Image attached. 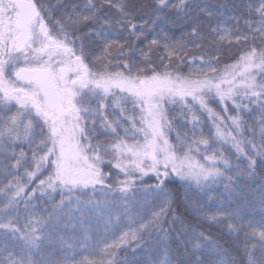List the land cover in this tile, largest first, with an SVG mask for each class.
Wrapping results in <instances>:
<instances>
[{
	"label": "snow or ice",
	"instance_id": "snow-or-ice-1",
	"mask_svg": "<svg viewBox=\"0 0 264 264\" xmlns=\"http://www.w3.org/2000/svg\"><path fill=\"white\" fill-rule=\"evenodd\" d=\"M107 2L120 13L118 25L130 27L137 37L143 34V31L135 32L136 25L129 19L124 0L115 4L112 0ZM157 4L163 10L169 7V0H157ZM89 7H95L91 0ZM171 7L181 11L186 7L185 0H177ZM255 11L259 14V26L255 31L264 35V0ZM94 18L95 13L77 15L75 19L70 18L68 26L74 27ZM51 22V11L37 0H0V151L6 152L19 141L26 142L32 152L31 163L24 168L23 177L14 176L0 188L7 199L0 209V230L3 235L10 234L22 242L20 252H8L0 264H37L33 257L47 238L45 233L54 218L53 213L64 206L65 192L69 203L75 192L87 195L90 190L93 195L104 196L103 200L84 202L103 212L111 206L112 201L107 199L110 193L126 196L136 189L137 181L142 184L145 177L155 179V184L146 190L164 193L166 204L171 195L167 191L170 183L177 180L195 182L197 186L215 183L224 175L218 164L222 163L227 169L229 160L222 153L218 154L213 145L231 142L238 154L247 156L241 146L245 141L240 139L244 122L239 112L248 108L243 101L259 104L264 112V47H252L237 63L226 66L221 72L210 60L200 57L207 70L200 68L193 70L191 75L182 76L163 64V56L160 58L162 71L151 63L133 68L127 62L122 65L125 71H111L112 62L107 55L117 42H107L106 55L96 57L90 66L81 38L71 36L60 20ZM105 23L110 24V21L105 20ZM192 34H197V28L192 29ZM96 35L99 38L100 33ZM226 37L225 32L220 39ZM78 40L81 42L77 47ZM158 43L153 39L149 47ZM185 47L182 42L163 44L169 62ZM117 50L124 54L123 45H118ZM144 55L147 58V54ZM208 97L224 106V115L209 107ZM238 99L241 103H237ZM229 101L236 115L228 114ZM166 105H178L181 116H190L191 138L188 133L177 132L176 143L170 140L174 127ZM197 110L207 113L211 121L208 136L202 129L197 136V128L202 123ZM98 131L107 137L105 141L94 139ZM261 136L264 143V128ZM247 143L256 149L254 142ZM201 146L203 163L196 159V155L201 154ZM256 154L264 155V151L257 150ZM13 158L12 167L16 170L28 163L23 149L18 155L14 153ZM254 165L255 160L249 157L248 169L254 171ZM105 166L108 171L104 170ZM45 172L47 175L40 178ZM34 180H38L37 186L26 193L27 186ZM110 180L113 182L108 183ZM57 191L61 200L53 206V213L47 218L38 216L31 205L36 193L44 197ZM21 200L31 217L23 228L18 226L19 213L17 217L11 216ZM76 203L78 207L84 206L79 196ZM166 211L167 207H161L151 221L135 227L130 224L129 230L117 241L100 249L99 259L84 258L80 264H112L109 257L114 255L115 248L131 241L139 242L141 233L159 227ZM111 222L109 218L107 223ZM252 234L264 242V229L259 232L253 229ZM167 238V232L158 237L161 243ZM192 239L197 241L193 248L200 249V241L208 238L200 233ZM163 264H171L167 253ZM193 264L204 262L197 258ZM249 264H264V260L250 258Z\"/></svg>",
	"mask_w": 264,
	"mask_h": 264
},
{
	"label": "trees",
	"instance_id": "trees-1",
	"mask_svg": "<svg viewBox=\"0 0 264 264\" xmlns=\"http://www.w3.org/2000/svg\"><path fill=\"white\" fill-rule=\"evenodd\" d=\"M117 2L118 0H112V4ZM124 2L130 13L129 19L136 25L135 32L143 31L139 37L133 34L130 27L116 23L120 19V13L107 0H91V4L95 6L92 8L89 7V0H37L38 4L43 3L51 11V23L60 20L71 36L81 38L90 66L96 57L106 55L104 48L107 42H117L107 55V59L112 62L111 71H125L122 67L125 62L133 68L146 67L151 63L158 71H162L160 58L163 56V64L182 76L191 75L193 70L200 68L207 70V65L202 63L200 57L204 61L210 60L212 66L221 72L226 66L237 63L240 56L252 47H264V35L255 31L259 26V14L255 9L261 0H185L186 7L181 11L171 7L177 0H169V7L163 10H160L157 0ZM91 13H95L93 20L83 21L74 27L68 26L70 18ZM105 20L110 21V24L105 23ZM194 27L197 28L196 35L192 34ZM97 32L100 33L99 38ZM225 32L227 37L220 39ZM245 36L247 40L243 38ZM153 39H157L159 43L149 47ZM81 40L77 41V47ZM180 42L186 47L169 62L163 44ZM118 45H123V55L117 50ZM144 54H147V58ZM207 99L210 108L224 115L223 105L212 97ZM237 103L241 101L238 99ZM243 103L248 104V108L239 112L244 122L240 139L245 141L241 146L247 156L238 154L231 142L213 145L218 154L222 153L229 160L227 169L222 163L218 164L224 175L215 183L206 182L200 186L195 182L179 180L168 184L167 191L171 195L167 204L164 193L146 190L148 186L155 184V179L149 177H145L142 184L137 181L136 189L126 196L119 192L110 193L107 199L112 201L111 206L103 212L96 211L91 205H84L89 199L93 202L105 199L100 194L93 195L90 190L87 195L73 193L71 203L65 192L64 206L56 209L55 213L53 206L60 202V192L44 197H40L37 192L31 201L36 214L47 218L49 213H53L54 217L46 229L47 238L33 257L37 264H80L84 258L99 259L98 254L105 244L117 241L129 230L130 224L135 227L151 221L161 207H167V211L161 217L159 227L141 233L142 239L139 242L131 241L115 248L114 255L109 257L112 264H163L165 253L171 264H193L197 258L204 264H249L250 258L264 260V242L260 241L258 235L252 234L253 229L257 232L264 229V155L256 154L257 150L264 151L261 136L264 112L260 110L259 104H251L247 100ZM166 108L169 109L168 116L174 127L170 140L176 143L177 132L188 133L191 138L193 125L189 122L190 116H181L178 105H166ZM233 108L229 101V115L237 114ZM196 114L202 122L197 128V136L200 129L208 136L211 121L207 113L197 110ZM94 139L103 142L107 137L98 131ZM247 141L254 142L256 149ZM21 149L26 153L28 163L16 170L12 167L15 164L13 155H18ZM203 152L201 146V154L196 155V159L202 163ZM31 155L28 144L19 141L6 152L0 151V188H4L14 176L23 177L24 168L31 163ZM249 157L255 160L254 171L248 169ZM104 170L108 171V168L105 166ZM46 175L47 172L40 178ZM37 184L38 180L29 184L26 193L31 192ZM77 196L84 206H77ZM6 203L5 195L0 193V209ZM11 216L17 217L21 228L31 218L25 211L23 200ZM213 216L216 217L215 220L211 219ZM109 218L111 223H107ZM165 232L168 233V238L161 243L158 237H163ZM200 233L208 239L200 241V249H194L192 245L197 241L192 238ZM21 243L10 234L3 235L0 230V260H4L8 252L19 253ZM5 248L8 251H3Z\"/></svg>",
	"mask_w": 264,
	"mask_h": 264
}]
</instances>
